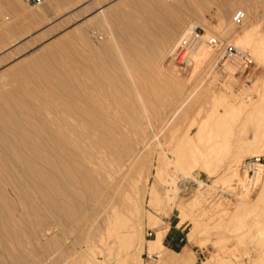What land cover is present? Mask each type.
<instances>
[{
	"label": "rangeland",
	"instance_id": "obj_1",
	"mask_svg": "<svg viewBox=\"0 0 264 264\" xmlns=\"http://www.w3.org/2000/svg\"><path fill=\"white\" fill-rule=\"evenodd\" d=\"M8 1L0 0V4L3 2L1 4L2 12L0 9V77H2L0 78V82L2 80L0 90L2 86L3 89L0 93L7 97L14 95L22 99L25 102L23 107L25 109L20 108L23 109L20 110L16 106L12 107L13 105L10 106L0 98V264H84L85 257L92 255L93 250L97 252L100 259L110 257L107 259L110 261L117 252L116 247L114 251H111V255L107 245L101 242V237L107 239L108 229L113 230L114 225L115 227L119 226L115 224V218L112 215L115 206L117 209L121 208L123 214L131 217L128 213H130L129 208H131L132 201H137V205H140L139 207L143 210L137 227H141V231H144L141 233L144 238H155L157 230H162L165 236L168 229L171 228L173 233L182 235L188 242L186 248L189 249L185 252H175L166 247L153 254L148 253L147 245L144 243L142 255L144 264H192L196 258L195 254L197 258L194 264H203L209 256L223 250L227 252L234 250L240 255L243 263L250 262L251 255L254 256L258 253L256 242H259L260 238L264 239V234H262L264 228L263 232H260L261 226L264 227V198L263 195H260L262 193L259 194V191L262 190L261 184L254 183L253 187L249 186L250 190L248 189V191H243L244 188L242 183L239 184L240 182L238 186L234 182V186H231L228 179L230 173L224 175L227 174L229 156L225 157V160L223 159L226 163L223 161L224 164L222 163L223 165L218 167L220 170L218 169V173L214 176H209L199 169L193 171L192 174L190 172L189 175L183 174L179 165H176L174 153L171 152L175 145L170 143V140L172 136L176 138L181 136L182 132L186 130L189 118L194 116L199 105H203L202 107L205 109L198 118L208 116L210 111L208 100H211L212 91L219 95H230V90L236 89L238 91L234 92L239 94L238 99L243 96L245 100L248 97L246 100L252 102L253 96L254 106L262 102L264 104V65H256L260 69H255L254 66L253 75L243 77L236 75L233 77L235 80L233 79L231 83L232 79L230 81L228 79L232 77H229V73L224 72L221 65L218 64L225 48L232 53L237 52L236 48L229 45H240L237 43L239 40H243L241 31L244 27L250 25L249 27L253 28V38L260 39V36L261 39L264 38V0H60L59 5L51 6L47 2L44 3L42 6L43 8L47 6V15L37 21L27 19L24 21L20 13L17 14L11 7L9 8ZM101 8L104 9L103 12H101ZM29 11L38 12V9H29ZM241 11H244L246 16L242 21H238L236 13ZM220 20H223L224 27L230 22H234L238 29L237 32L224 35L218 30ZM192 23H197V32L200 36L210 35L209 38L211 37L212 41L218 42V44L207 41L205 48L200 51L199 57L195 59L194 68L189 75L190 79L195 82L193 86L195 89L191 88V90L195 91L192 92L189 90V86L187 87L189 88L187 91L193 95L190 100L194 98L193 101L188 99L190 104L188 101L186 104L182 103L183 97L187 95L185 93L173 103L167 100L163 106L158 104L160 108L158 106L157 111L150 108L148 113L150 115L144 112V114L141 113L144 116L135 113L132 118L130 115V119L128 118L130 121L128 124L131 123L129 129L127 126V129H122L123 131L109 133L110 137L115 139L112 144L106 143L77 149L66 146L61 150V147L59 149L57 144L53 145L54 142L46 138L47 134L41 130V125L44 123L42 113L46 118L48 115L44 110L46 99L53 98L54 93L49 97V95L47 96L48 92L46 95H41L39 92L37 98L38 101H42L41 105H38L36 103L40 102L36 98L33 99L24 93V90H20L28 88L26 82L24 81V83L22 80L24 75L19 77V80L15 77L16 75L20 76L22 72L31 73L30 67L34 65L43 67L47 63L59 65L57 63H61L62 60L74 65L75 59H77L76 48L78 47L76 45H79L80 29L85 31L89 38L88 42L94 48L100 47L103 51L107 49L111 58L118 59L119 63H122L121 58H124L130 65L148 64L152 66L156 62L154 57L157 58L168 45L179 41L185 31L192 26ZM97 26H102L105 31L101 28L99 30L96 28ZM9 27L13 28L16 34L14 32L9 34ZM239 47L252 56L249 49L244 48L243 45ZM214 52L217 53L218 60H216L213 69H209L211 62L213 63L210 54ZM19 71L21 72L19 73ZM56 75L54 81L63 78L60 73ZM13 77L17 78V82ZM64 79L66 85L73 87L72 80ZM20 80L22 81L20 82ZM3 82L7 84L4 85ZM71 83L72 85H70ZM17 84L22 87L19 88ZM247 86L250 88L249 91ZM31 87L34 88L36 85ZM4 90L6 94L8 93L7 95ZM53 92H55L54 97L56 95L59 97L62 94L57 90ZM237 92H241L242 96ZM1 101H5V105ZM29 102L31 107L28 105ZM11 108H15V110ZM177 108L182 110L179 111ZM31 109L36 110L33 112ZM186 109H189V111L187 110L189 113H186ZM261 110L260 112L252 110V113L262 114L264 107ZM21 111L23 114L20 113ZM183 111L186 112L183 113ZM245 111L247 110L241 113L243 115L241 117L244 118L246 113L250 115L248 117H251L252 113ZM27 112L28 114H26ZM183 114H187L188 120ZM254 114L250 120L255 116ZM263 115L264 113L261 116L258 115V118L264 121ZM243 118H240L239 126L242 125ZM254 118L252 120L255 122L256 118L255 120ZM134 119L140 120L139 123ZM244 119L248 120L247 124L250 122L248 118ZM10 120H13L14 123ZM131 120L134 122L132 123ZM245 121L243 120V122ZM135 122L139 128L141 127V131H138L137 126L135 129L133 125ZM262 122L259 120L255 124L259 126L261 123L263 128ZM251 124L254 128H251ZM255 124L249 123L247 127H250L251 130L247 129L246 134L256 136L253 132L259 129H255ZM174 125L180 129L178 127L175 129ZM37 126L39 130L36 129ZM33 127L38 133L40 130L42 132L39 134L33 132L35 131ZM243 127L246 126L243 125ZM239 128L237 129L240 130ZM262 128L260 127V129ZM24 130L25 132H23ZM120 136L127 139L128 142H118L121 139ZM246 136L243 134L239 138ZM37 138L40 141H37ZM16 139L20 140L18 144L22 146L17 144ZM48 142L53 143L51 146L53 149L56 148L54 151ZM160 142L161 144H159ZM25 143L26 145H24ZM28 146L32 149L28 150ZM44 147L46 149L48 147V149L46 150ZM235 147H231L232 152L237 150ZM234 148L236 150H233ZM49 149L50 152L46 153ZM63 150L66 152L64 151V153ZM232 152L230 150V154ZM249 155L244 158L260 157L261 163H264L263 154ZM244 158L241 159L240 165L244 162ZM249 176L253 177L252 174ZM217 179H224V182L216 183ZM134 181L135 183L137 181L138 184L136 185ZM210 188L212 189L211 193L206 195L201 206L195 207L197 210L194 208V211L187 207L188 201ZM153 193H156L155 195L160 198L161 202L158 204L160 206L152 203L155 196ZM168 193L171 194V198L174 197V200H168ZM128 195L133 197V200H129ZM259 197H262L263 200ZM258 199L262 202L258 203ZM240 200H244L247 207L243 209L245 204L240 203ZM140 202L142 203L140 204ZM234 213L236 215L239 213L241 217L234 216ZM148 214H155L160 218L157 226H155L156 224L150 225ZM199 215L203 217L202 222L208 229L202 240L191 241L190 234L197 226L195 218ZM131 218L136 221L134 217ZM231 218L235 221H230ZM112 222H114L113 226ZM90 246L93 247L92 251L89 249ZM189 251L191 255L189 259L180 255L187 254ZM247 251L250 252L251 258L247 255ZM88 253L90 254L88 255ZM127 264H131V262L129 261Z\"/></svg>",
	"mask_w": 264,
	"mask_h": 264
},
{
	"label": "bare ground",
	"instance_id": "obj_2",
	"mask_svg": "<svg viewBox=\"0 0 264 264\" xmlns=\"http://www.w3.org/2000/svg\"><path fill=\"white\" fill-rule=\"evenodd\" d=\"M168 1H172V0H168ZM3 2H1V4H3ZM8 2H9L8 5H10L9 8L11 7L13 9V11L17 12V14L20 13V15H22V18H24V21H25V19H27L29 21L30 20L37 21V20L45 18L47 15L46 14L47 13L46 9H48L47 6H45V8H43V6H42L44 3L47 2L48 5L53 6V5H59V3L61 1L60 0H45V2L43 4H40V5H32L26 1L28 3L27 4L24 0H9ZM1 4H0V9L2 7ZM4 5L6 6V4H4ZM34 8H37L38 12L29 11V9H34ZM103 11H104V9L101 8V12H103ZM1 12H2V9H1ZM242 12L244 13V16L240 21H242L246 16L245 12L244 11H242ZM105 21H106V19H105ZM84 23H85V21H84ZM197 23H192V26H190L185 31V33L179 39V41H177L174 44L172 43L170 46L168 45L169 47L168 46L166 48L164 47L165 49L160 52V55L157 58L154 57V59H156V62L152 66H150L148 64L143 65V66L130 65V64H128V62H126V60H124V58H121L122 63H119L117 61L118 59L115 60L116 58L115 59L111 58V56H110L111 54L109 55L107 53L108 51L106 48H104V49H106V51H103L100 47L94 48L88 42L89 38H88L87 34L85 33V31L80 29V32H79L80 33V39L78 38V40H80V41H79V45L78 44L76 45L78 47V48H76L77 49V51H76L77 52L76 53L77 59H75L76 62L74 65L70 64L69 62L68 63L63 62V60L61 58V60H62L61 63H57L59 65H52L51 63H47V64H45L44 67L38 66V65H34L32 67L29 66L31 73L22 72V74L20 76L19 75L17 76L16 75L17 73H14L16 75V76L15 75L14 76L17 77L19 80V77H23L22 75H24V78H22V80H23V82L24 81L26 82L28 88H22L20 90L21 91L24 90V93H26L28 96H31L33 99L36 98L37 101L39 100L37 98L39 96L38 95L39 92L41 95H44V94L46 95V93L48 92L49 94H47V96L49 95V97H50V94H53V93L55 96V92H53V91H56V90L59 92L61 91L62 94L59 97H57L58 95H56V97H54L52 95L53 98L46 99L47 103H45L46 104L45 109L43 108L44 110L47 111V114H48L46 116V118H45V114L42 113L44 115L43 118L45 120L43 119L44 123L41 125V130L43 131V133L47 134L46 138H49V140H51V142H54V144L53 143H51V144H53V145L57 144L59 146V149L61 147V150H62V148H65L66 146L77 149V148H81V147L85 148V147H93L96 145L97 146L98 145H104L106 143L112 144L115 141V139H114V137L111 138L110 137L111 134H109V133H112L113 131L119 132L120 130H122L123 128H126L127 126L129 129L130 128L129 124H131V123L128 124V121H129L128 118L130 115H132V118H134L133 114H135V113L141 114L144 112V113L148 114L150 112V108H152L153 111H157L158 109H156V108L158 106H159L158 108H160V105L163 106L165 101L170 100V102L173 103L174 100L177 101V98L179 96L182 97V95H185V93L187 95L183 97L184 99H182L183 100L182 103L186 104V101H188V103H189V100H190L191 96H193V95H191V92H189L187 90L190 88L189 89L190 91H192V92L195 91V90H191V88L195 89L193 87L195 82L193 80H191L190 76H189L192 69L194 68L193 66H194L195 59H197L199 57L198 55H199L200 51H202L205 48L207 41L213 42V44H216V45L218 44V42L212 41L211 37L209 38L210 35H208L206 37L203 35L200 36L197 32V27H198ZM219 23L220 24L218 26V28H219L218 30L223 32L224 35H228L232 32H235L236 30H238V29H236L237 27H236V24L234 22H230L225 27L223 26V23H224L223 20H220ZM199 24H201V23H199ZM102 26L101 27L97 26L96 28H99V30L102 29L105 31V29H103L104 26L103 27ZM249 26L244 27L242 29L241 34L243 36L242 37L243 40H239L237 45L240 44L239 46L243 45L244 48L249 49V51H251L252 56L248 55L246 52H244L243 51L244 49L242 50L239 46L232 44L229 46H233L234 48H236L237 52L232 53V52L226 50V48H225L223 51V54H222V56L218 62V64L221 65V68L223 69V71L226 73H229V77H232V78L228 77L229 81L232 79L231 83L233 82V79L235 80V78H233V77H236V75H241L240 77L250 75V74H252V70L254 69V66L256 69V68H259V67H256V65H259V66L264 65V38L261 39V36H260V39L259 38L258 39L253 38V31H252L253 28L251 29ZM14 31L15 30L13 28L9 27V30H8L9 34H12ZM106 34H107V32H106ZM76 35H78V34H76ZM59 51H61V50L59 49ZM158 54H159V52H158ZM216 54H217L216 52L210 54L211 59H213V63L211 62V66L209 69H213V67L216 63V60H218V57L216 56ZM244 57H246L247 59L243 60ZM42 62H43V60H42ZM153 62H154V60H153ZM191 66H192V68H189ZM23 67H25V66H23ZM249 69H251V70H249ZM21 70H22V68H21ZM20 72L21 71H19V73ZM57 73H60L61 75H63V78L58 79V81H54L56 78L55 75ZM15 77H13V78H14V80L16 79L15 81L17 82V78H15ZM0 78H2V77H0ZM64 78H66L67 80H70V81L72 80V82H74L73 87L66 85L64 83V80H65ZM10 80H11V78H10ZM22 80H20V82ZM6 81H8V80H6ZM0 83H2V80ZM8 83H11V82H8ZM5 84H7V83H4V85ZM223 84H221V85H223ZM35 85H36V87H34V88L31 87V86H35ZM70 85H72V83ZM17 86H18V84H17ZM188 86H189V88H187ZM243 86H244V84H243ZM18 87L20 88L22 86H18ZM226 87L228 88V86H226ZM242 87H241V89L244 88V87L243 88ZM2 89H3V86H2ZM230 89H231V87H230ZM238 89H240V88H238ZM249 89L250 88L248 87V91H249ZM235 90L236 89L230 90V92H231L230 95H225V94L219 95V94H217V92L214 93L215 91H212L213 95L210 96L211 100L210 101L208 100L209 106H210L209 107L210 111L208 113V116L203 117V118H198L199 115H201V113L205 109L202 107L203 105L202 106L199 105L200 107L198 106V109L195 110L194 116L192 115L193 117H190V115L188 114V116L190 117L189 118L190 120H189V124H188L186 130L182 132L181 136H179L177 138L172 136V139L170 140V143H173L175 145L173 151H171V152L174 153L173 156L175 158L176 165L177 166L179 165L178 167H180V169L184 173L182 171L181 172L183 174H188V175L190 172L192 174L193 171H196L199 169L203 173L208 174L209 176H214L216 173H218L217 172V170L219 169L218 167L220 165H223L224 162L226 163V161H224L225 160L224 158L229 156V161H228V165H227V172H226L227 174H224L226 176V175H228V173H230V176L228 175V179L230 180L229 184L232 186L233 182H234L235 184L237 183L236 185L238 186L239 184L242 183L243 188H244L243 191H248L249 186L253 187L254 183H260L262 190H261V192L259 191V194L262 193L260 195H263V198H264V163L259 162L257 164V166L254 170V173L252 174V176H253L252 178H250L247 169L244 168V162L246 160V158H244V157H246V155H247V157L249 154H250L249 156H251L252 154H253V156H255L256 154L258 155V153H261V155L262 154L264 155V129H263L264 126L262 128L261 123L260 124L257 123V124H259V126L255 124V122H259V120H261V122L263 121V119L258 118V115L261 116L264 112H261L262 114L256 113V115L258 114L257 116L254 113H252V110H254L255 112L262 111L261 109L264 107V104H263V102L262 103L260 102L261 104L257 105L256 102L259 100L257 98L258 100L257 99H256L257 101L255 100L256 105L254 106L253 96H252V98L250 97L252 99L251 100L252 102H248L246 100L248 97L245 99L246 100L245 101L244 100L245 97L243 98L241 92H237V93H241V96H242L241 98L239 97V99H238L239 94H236V92H234ZM236 91H238V90H236ZM187 92H189V93H187ZM210 92H211V90H210ZM245 92L247 93V91H245ZM4 93H5V90H4ZM1 95L2 94L0 93L1 100L4 99L7 102V104H9L10 106L13 105L12 107L16 106L17 108L20 109V108H23L25 106V102L22 99L14 96V95H10V96L8 95V97L5 95H2V96ZM44 98H46V97H44ZM250 98H249V100H250ZM192 99H194V98H192ZM32 101H34V100H32ZM41 101L42 100L38 101L40 103H36V102L35 103L38 105L39 104L41 105ZM1 102L4 103L3 101H1ZM169 103H168V106H169ZM158 104H160V105H158ZM180 104H181V102H180ZM4 105H5V103H4ZM9 105H7V106H9ZM28 105H30V107L32 106L30 102ZM252 106H254V107H252ZM34 107H35V105H34ZM183 107H184V104H183ZM183 107H181V108H183ZM41 108H42V106H41ZM11 109L15 110V108L14 109L11 108ZM23 109H25V108H23ZM23 109H20V110H23ZM36 109H31V110L33 111ZM180 109H178V110L180 111ZM44 110H43V112H44ZM187 110L189 111V109H186V111ZM244 110H247L250 114L252 113L255 115L254 117L256 118V120L253 117L255 122L252 120L253 118L251 119L252 122L250 120V118L252 117V114H251V117H248V116H250L248 113H246V116H244V118L246 117L250 120L249 123L255 124L256 130L259 129L257 131L253 130L256 132L252 131L253 133L256 134L255 137H253V135L250 136V134L249 135L246 134L248 132L247 129H249L250 127H247L249 125V123L247 124L248 120L245 121L246 119L241 117V116H243V115H241V113H243ZM25 111H24V113H25ZM153 111H151V112L153 113ZM186 111H183V113H185ZM188 111L186 113H189ZM247 111H245V112H247ZM20 113L23 114V111H21ZM26 114H28V112ZM34 114L37 115L36 113H34ZM143 114H141V116H144ZM154 114H155V112H154ZM30 115H31V113H30ZM148 115H150V114H148ZM184 115L185 114H183V116ZM186 115H185V118L187 119ZM137 116L139 117V115H137ZM17 117H19V115H17ZM145 117H146V115H145ZM174 117H176V116H174ZM239 117L243 118V120L245 121V122H243V120H242L241 126L238 125L239 123H241L239 121V120H241ZM147 118H148V116H147ZM150 119H151V117H150ZM198 119H200V120H198ZM134 120L137 121L138 119H134ZM142 120H143V118H142ZM145 120H144V122L147 123ZM10 121L13 122V120H10ZM36 121L40 122L39 120H36ZM139 121H137V122L139 123ZM148 121H151V120L148 119ZM133 122L134 121H132V123ZM13 123H12V125H13ZM152 124H154V122H152ZM262 124L264 125V121L262 122ZM133 125L136 129V126H137L136 122ZM236 125H238L237 128H239V127H242V128L241 129L239 128L240 130H238L236 128ZM243 125L246 127H243ZM144 126H146V125H144ZM177 127L175 129H178V128L180 129V127H178V128ZM252 127H253V124H251V128ZM260 127L262 129H260ZM151 128H152V126H151ZM243 128H245V129H243ZM36 129H38V126ZM138 129H137L138 131H141V127L140 128L138 127ZM33 130H35L34 127H33ZM41 130L39 131V133L42 132ZM249 130H251V129H249ZM20 131L22 132V129ZM27 131H28V129H27ZM23 132H25V130ZM33 132L38 133L36 130ZM252 132H251V134H252ZM36 133H35V137L37 136ZM243 134L247 135L248 137L246 136L243 138H239V137H242ZM120 135H122V134H120ZM122 136H120V138H121L120 141L117 139L118 142L127 143L128 140L125 138H122ZM30 138H31V135H30ZM30 138H28V139H30ZM38 138H39V135H38ZM38 138H37V141H40V140H38ZM153 138H155V137H153ZM42 139H43V137H42ZM129 139H130V137H129ZM162 139H163V137H162ZM16 140H17V144H18L20 140L19 141H18V139H16ZM43 140H45V139H43ZM164 140H165V138H164ZM35 142L36 141L34 140V143ZM26 143H28V142H26ZM26 143L24 145H26ZM32 143H33V141H32ZM43 144H42V146H43ZM51 144L49 146H51ZM159 144H161V142ZM18 145H21V144H18ZM57 145H56V147H57ZM232 146H236L235 148L237 150L235 148L233 149V150H236L235 152H232V149H231ZM28 147H29L28 150L32 149V148H30V146H28ZM48 147H47V149H48ZM69 147H68V150L70 149ZM24 148H25V146H24ZM44 148L46 149V147H44ZM25 149L27 150V148H25ZM55 149H53V147H52L53 151ZM57 150H58V148H57ZM230 150L232 152L231 154H230ZM64 151L65 150H63V152ZM47 152H50V149H49V151H46V153ZM39 153H41V152L39 151ZM42 153H44V152H42ZM42 156H43V154H42ZM34 157H37V156L35 155ZM46 157H47V155H46ZM48 157H49V154H48ZM242 158H244L245 160L243 159L244 162H242V164L240 165ZM145 159H146V157H145ZM109 160H111V159L109 158ZM226 160H228V159H226ZM115 169H116V167H115ZM159 171H160V168H159ZM159 171H157V172H159ZM89 175H90V173H89ZM222 177H223V175H222ZM217 180L218 181H216V183H218V182L222 183V181L224 182V179H217ZM134 183H135V181H134ZM168 183H170V181H168ZM135 184L136 185L138 184L137 181ZM211 190H212L211 188L207 189V191H203L200 194H198L197 196L193 197L190 201H188L187 207L191 210H194L195 207L201 206L206 195L211 193ZM127 198L129 200H133V197H131L129 195ZM173 198H171V194L168 193V200L170 199L169 201H171V199H173ZM261 198L259 197V199H261ZM263 198H262V200H263ZM259 199H258V201H259ZM152 201L151 202L154 203V205L157 204V206H160L158 204H160L159 202H161V200L156 195L153 197ZM243 201H241L240 203H242ZM260 201L258 203H260ZM142 202H140V204ZM131 203H132L131 208H129L130 213H128V214L131 215V217H134V219H136V221L133 220V218L128 217L125 214H123V211L121 212V210H120L121 208L117 209V207L115 206V209L113 207V209H114L112 212L113 214L112 213L111 214L113 215V218H115V224H117L119 226L115 227V225H114L113 230H111L110 228L108 229L107 239L104 237H101V242H104L105 245H107L108 249L110 250L109 251L110 253H111V251H114V248L116 247L117 252L113 255L111 260L110 261L107 260L110 257H108L107 259L105 258L103 260L100 259L99 256H97L98 255L97 252H95V250H93V247L90 246L89 249H90V251L93 250V253H92V255L85 257L86 259L84 261V264H127V263H129V261L131 262V264H144L143 258H142L144 243H146V245H147V250H148L149 254H153L155 251L160 250V249H165V246L163 244L164 232L162 230H157L156 236L153 239H146L141 234L144 231L143 232L141 231V229H140L141 227L140 228L137 227V223L140 221L141 211H143V210L139 207L140 205L139 206L137 205V201L136 202L132 201ZM128 207H130V206H128ZM244 207H247V204H245V206H243L242 208L244 209ZM185 210H186V208H185ZM195 210H197V209L195 208ZM239 211H241V210H239ZM235 212H238V211H235ZM143 214L144 213L142 212V215ZM234 214H235L234 216L241 217L239 213H238V215H236V213H234ZM234 216H230V217L235 218ZM109 218H110V216H109ZM109 218H108V220H109ZM141 218H142V216H141ZM232 218L230 219V221H233V220L235 221V219L232 220ZM148 219H149L150 225H153V226L155 224H156L155 226H157L159 223V220H160V218L155 214H148ZM202 219H203V217L201 215H199V217L197 216V218H195V223L197 226L194 229V231L190 234L191 241L203 239V235L205 234V232L207 231L208 228H206L207 226L202 222ZM223 219H225V218H223ZM110 221H112V220L110 219ZM113 223L114 222H112V226H113ZM138 225H139V223H138ZM263 228L264 227L261 226V228H260L261 233L264 231ZM139 229H140V231H139ZM262 234H264V233H262ZM240 237H242V236H240ZM257 242H256V245L258 247L256 249L258 250V253L254 256H252L250 254L252 257V260L248 263H243L240 255L238 253H236L234 250H229L228 252L223 250L220 253L217 252L218 254L213 253L214 255L210 256L207 259V261H205V264H264V239L260 238L259 242L258 243ZM101 246H103V245H101ZM221 250H222V248H221ZM109 252H107V253L109 254ZM100 253L102 254V251ZM247 253H248L247 255L249 256L250 252L247 251ZM89 254L90 253H88V255ZM86 255H87V253H86ZM111 255H112V253H111Z\"/></svg>",
	"mask_w": 264,
	"mask_h": 264
},
{
	"label": "crops",
	"instance_id": "obj_3",
	"mask_svg": "<svg viewBox=\"0 0 264 264\" xmlns=\"http://www.w3.org/2000/svg\"><path fill=\"white\" fill-rule=\"evenodd\" d=\"M163 244L165 248L167 247L170 250L175 251V252H185L189 249V248H186L188 245V242L185 240V238L180 234L178 235L177 233H173L171 228L168 229L166 235L164 236ZM180 255H182L185 259H189V257L191 256L190 251L187 254H180ZM195 257L197 258L196 254H195ZM196 258L192 264L195 263ZM203 264H205V261L203 262Z\"/></svg>",
	"mask_w": 264,
	"mask_h": 264
},
{
	"label": "built area",
	"instance_id": "obj_4",
	"mask_svg": "<svg viewBox=\"0 0 264 264\" xmlns=\"http://www.w3.org/2000/svg\"><path fill=\"white\" fill-rule=\"evenodd\" d=\"M25 1H27L28 3H30L32 5H40V4H43L45 2V0H25ZM243 16H244V13L242 11L238 12L236 14L237 20H241L243 18ZM246 59H247L246 57L243 58V60H246ZM259 162H261L260 157L248 158L244 162V168L247 169L249 174H253L254 170H255V168Z\"/></svg>",
	"mask_w": 264,
	"mask_h": 264
}]
</instances>
